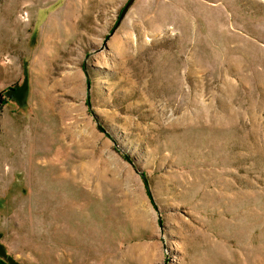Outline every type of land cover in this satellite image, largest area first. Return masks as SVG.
<instances>
[{"label": "rangeland", "instance_id": "rangeland-1", "mask_svg": "<svg viewBox=\"0 0 264 264\" xmlns=\"http://www.w3.org/2000/svg\"><path fill=\"white\" fill-rule=\"evenodd\" d=\"M127 2L0 0V264H264V0Z\"/></svg>", "mask_w": 264, "mask_h": 264}, {"label": "water", "instance_id": "water-1", "mask_svg": "<svg viewBox=\"0 0 264 264\" xmlns=\"http://www.w3.org/2000/svg\"><path fill=\"white\" fill-rule=\"evenodd\" d=\"M132 0H128V2L125 4V6L123 7L121 13H120V17L123 16L124 12L126 11V9L128 8L129 4L131 3Z\"/></svg>", "mask_w": 264, "mask_h": 264}, {"label": "bare ground", "instance_id": "bare-ground-1", "mask_svg": "<svg viewBox=\"0 0 264 264\" xmlns=\"http://www.w3.org/2000/svg\"><path fill=\"white\" fill-rule=\"evenodd\" d=\"M51 21H52V20L50 19V20H49V24L51 23Z\"/></svg>", "mask_w": 264, "mask_h": 264}, {"label": "trees", "instance_id": "trees-1", "mask_svg": "<svg viewBox=\"0 0 264 264\" xmlns=\"http://www.w3.org/2000/svg\"><path fill=\"white\" fill-rule=\"evenodd\" d=\"M1 261V260H0Z\"/></svg>", "mask_w": 264, "mask_h": 264}]
</instances>
